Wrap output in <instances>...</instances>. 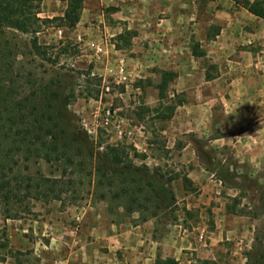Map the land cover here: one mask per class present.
<instances>
[{
	"label": "rangeland",
	"instance_id": "1",
	"mask_svg": "<svg viewBox=\"0 0 264 264\" xmlns=\"http://www.w3.org/2000/svg\"><path fill=\"white\" fill-rule=\"evenodd\" d=\"M90 2L84 0V9H91L81 40L67 33L58 38L57 30L64 28L59 22L36 36L13 29L0 32V86L10 87L11 100L25 102L36 112L47 107L45 91L58 90L70 98L67 155L75 161L70 164L62 154L59 159L32 156L24 148L4 163L10 168L4 177L11 185L9 198L0 194V264H133L131 257L137 251L156 253L154 264H167L174 254L181 256L182 264H196L199 259L251 264L263 252L257 247L264 244V163H250L240 150L231 146L206 150L205 141L195 138L201 157L215 159L209 168L217 172L221 184L211 191V204L188 212L187 202L177 200L173 211L160 205V188L147 179L140 182L137 172L127 174L135 182H124L115 174L114 188L99 184L94 169L98 162L88 157L84 138L72 137L74 127L87 133L95 154L108 146L124 147L130 162L151 170L160 167L166 177H185L190 165L180 162L177 154L169 155L164 132L168 125L155 112H144L149 106L143 92L134 87L139 78L132 77L126 89L111 77L116 63L123 59L128 63L120 51L130 50L135 37L125 43L118 36L133 31L119 33L123 24L112 16L115 8ZM66 8L64 0H45L40 17H62ZM34 37L45 51L42 55L32 48ZM90 41L104 45L107 53L95 56L87 46ZM160 79L151 77L155 83ZM99 101L112 107L115 121L123 120L125 129L140 121L145 132L135 130L128 137L113 127H102ZM176 184L170 186L174 189ZM187 188L189 194L197 190L192 184ZM123 189L131 194L113 197Z\"/></svg>",
	"mask_w": 264,
	"mask_h": 264
},
{
	"label": "crops",
	"instance_id": "2",
	"mask_svg": "<svg viewBox=\"0 0 264 264\" xmlns=\"http://www.w3.org/2000/svg\"><path fill=\"white\" fill-rule=\"evenodd\" d=\"M90 3L115 8L112 16L123 24L119 33L134 32L130 50L120 52L128 62L131 80L138 77L143 82L144 88L136 89L143 92L146 106L154 109L160 102L156 85L161 79L155 83L151 77L161 78L163 71L177 74L167 95L170 101L181 97L183 102L165 120L166 148L171 150L169 155L177 154L180 162L190 165L186 177L197 189L189 194L184 176L179 175L174 187L178 203L187 202V210L209 205L214 199L211 191L221 184L217 172L209 168L215 159L201 157L195 138L205 141L206 150L231 146L245 153L250 163H264V19L233 0ZM90 9H84L79 24L67 35L80 36L85 31ZM134 127L146 130L140 121ZM177 138L185 141L178 143ZM157 256L137 251L131 259L133 264H154ZM172 258L182 264L180 255Z\"/></svg>",
	"mask_w": 264,
	"mask_h": 264
},
{
	"label": "trees",
	"instance_id": "3",
	"mask_svg": "<svg viewBox=\"0 0 264 264\" xmlns=\"http://www.w3.org/2000/svg\"><path fill=\"white\" fill-rule=\"evenodd\" d=\"M45 0H0V32L5 29H13L23 34L36 36L42 28L50 27L55 22L60 23V27L73 30L79 24L84 9V0H64L67 2V8L62 17L41 18V4ZM237 5L246 8L251 14L264 19V0H233ZM134 32H126L118 36V40L129 42L134 37ZM32 48L35 53L42 55L45 51L37 43L34 37ZM117 49H124L116 44ZM196 50L194 53L196 54ZM90 75V73H88ZM161 81L156 85L159 90V105L151 109L144 107V112H155L157 118L170 120L178 106L183 102L182 99L176 103L174 100L165 103L168 100V86L177 74L170 71L161 72ZM135 87L144 88L143 82L135 84ZM10 87L7 84L0 86L3 98L0 96V194L5 198L10 197V183L4 177L6 169H10L7 164L17 152L26 148L32 156L48 157L57 156L61 158L66 156L70 164L75 161L68 153V135L65 129L66 122L71 121V113L68 110L70 104L69 97H62L61 93L56 91H45L42 96L46 100L45 109L33 112L25 102L11 100ZM4 91V92H3ZM68 118V119H67ZM67 119L68 121H66ZM74 127V126H73ZM74 139L84 138L85 148L88 149L87 155L98 162L95 165V175L99 179V184L107 185L114 188L115 174L119 175L121 180L136 181V179L127 177V174L139 173L138 180L141 182L147 179L149 182L156 184L160 191L157 195L160 205L166 209L175 210L177 204L176 194L172 188V183L177 180L178 176L166 177L160 167L151 170L147 166L138 167L132 161H129V153L126 148L120 146H108L102 152L95 154L93 142L89 141L85 132L82 134L79 128L74 127L72 132ZM84 148V149H85ZM5 170V171H4ZM120 170V172H119ZM122 170V171H121ZM133 179V180H132ZM186 190L191 180L186 176L183 179ZM136 189V192H139ZM50 192H54L50 190ZM131 194L129 190L123 189L120 193H113V197L121 198L123 195ZM58 198V195H56ZM132 197V196H131ZM133 198V197H132ZM185 212H188L185 209ZM233 213V211H232ZM263 250L262 253L250 262L251 264H264V244L259 245ZM255 248V247H254ZM252 254V253H251ZM250 260V258H249ZM167 264H179L175 259H169ZM196 264H214L212 260H197Z\"/></svg>",
	"mask_w": 264,
	"mask_h": 264
},
{
	"label": "built area",
	"instance_id": "4",
	"mask_svg": "<svg viewBox=\"0 0 264 264\" xmlns=\"http://www.w3.org/2000/svg\"><path fill=\"white\" fill-rule=\"evenodd\" d=\"M110 1V0H109ZM194 2H197L198 0H193ZM69 32L68 29L66 28H59L57 30V35L58 38L63 39L65 38L66 33ZM80 38V36H79ZM78 40H81L78 39ZM88 48L90 49V51H93L95 53V56L97 57H103L106 53L107 50L104 47V45L94 42V41H90L87 43ZM112 75L111 77H113L116 81L117 84H121L124 85L126 87V89L129 88L130 86V82H131V76L130 73L128 71V67L127 64L124 63V59L121 60V63H116L115 65V70L112 71ZM107 91H109V88H107ZM115 114L116 112L112 109V107L108 104H103L102 101H99V105H98V118L100 121V124L102 127L104 128H110L113 127L115 128L119 135L123 136H128V137H132L135 135V130H137V128H133L130 126V128H124L123 124L124 121H115ZM201 238H203V236H201Z\"/></svg>",
	"mask_w": 264,
	"mask_h": 264
}]
</instances>
